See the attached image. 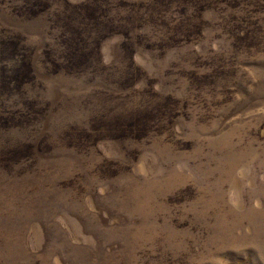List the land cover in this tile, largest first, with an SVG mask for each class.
Listing matches in <instances>:
<instances>
[{
  "label": "rangeland",
  "instance_id": "rangeland-1",
  "mask_svg": "<svg viewBox=\"0 0 264 264\" xmlns=\"http://www.w3.org/2000/svg\"><path fill=\"white\" fill-rule=\"evenodd\" d=\"M0 264H264V0H0Z\"/></svg>",
  "mask_w": 264,
  "mask_h": 264
}]
</instances>
